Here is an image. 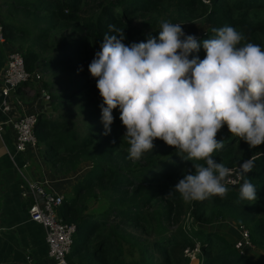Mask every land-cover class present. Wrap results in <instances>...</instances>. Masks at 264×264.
Here are the masks:
<instances>
[{"label":"trees","instance_id":"trees-1","mask_svg":"<svg viewBox=\"0 0 264 264\" xmlns=\"http://www.w3.org/2000/svg\"><path fill=\"white\" fill-rule=\"evenodd\" d=\"M84 7L88 9L82 13ZM200 17L206 27L187 34L198 41L214 38L213 29L227 25L243 34L241 46L251 42L264 49V0H0L3 41L20 50L25 70L62 76L60 90L48 93L52 113L35 114L40 157L59 175L87 166L56 208L62 221L75 224L67 261L191 264L183 250L196 247L197 264H264V144L250 148L225 124L216 136L224 148L213 153L225 167L255 157L254 169L244 178L256 186V201H240V180L227 184L226 198L187 203L174 190L167 194L194 174L193 163L204 161L187 160L181 153L183 158L161 139H155L154 148L140 159H130L118 108L113 110L110 134H103V100L88 65L105 34H112L109 25L123 29L122 42L130 46L150 36L158 39L163 21ZM193 55L202 60L206 51L201 46ZM181 214L189 215L195 225H172ZM223 219L247 229L251 244L260 250L257 256L245 253L248 247L240 252L209 225Z\"/></svg>","mask_w":264,"mask_h":264},{"label":"clouds","instance_id":"clouds-1","mask_svg":"<svg viewBox=\"0 0 264 264\" xmlns=\"http://www.w3.org/2000/svg\"><path fill=\"white\" fill-rule=\"evenodd\" d=\"M109 30L88 65L103 100V134H110L118 108L130 159H140L161 139L180 156L187 154L183 158L204 161L193 163L194 174L181 179L169 196L174 190L187 203L226 198L237 172L240 201H256V186L244 178L254 169L255 157L234 170L217 163L213 153L224 148L216 136L225 124L250 148L264 144V49L251 42L241 46L245 37L227 25L214 28V38L198 41L181 24L163 21L158 39L150 36L130 46L122 42L123 29L109 25ZM201 46L202 60L193 55Z\"/></svg>","mask_w":264,"mask_h":264},{"label":"crops","instance_id":"crops-1","mask_svg":"<svg viewBox=\"0 0 264 264\" xmlns=\"http://www.w3.org/2000/svg\"><path fill=\"white\" fill-rule=\"evenodd\" d=\"M15 45L0 42V76L6 53ZM42 79L40 80V78ZM48 73L30 81H21L9 92L10 112L36 113L50 110L49 100L43 92L51 91L50 83L46 88L42 81L50 82ZM49 91H47V90ZM1 98V97H0ZM4 114L0 110V120ZM21 171L28 179L45 178L56 193L62 195L78 178L54 174L40 157L36 148L24 152L13 149V132L5 124L0 125V264H51L47 256V245L42 226L28 219L26 205L28 198L22 194L18 183Z\"/></svg>","mask_w":264,"mask_h":264},{"label":"built area","instance_id":"built-area-1","mask_svg":"<svg viewBox=\"0 0 264 264\" xmlns=\"http://www.w3.org/2000/svg\"><path fill=\"white\" fill-rule=\"evenodd\" d=\"M2 41V25L0 24V42ZM33 78H39L38 73L27 72L21 52L15 48L10 49L5 55L0 76V110L4 114L0 125L5 124L12 130L13 149L16 152L36 148V137L33 131L36 113L22 112L12 115L9 92L21 81ZM42 95L45 100H48L47 92H43ZM228 168L236 170L238 166H229ZM18 173L21 179L18 186L22 194L28 198L26 205L28 219L42 226L47 245L46 253L51 264H79L75 261H67L65 257L72 244L75 224L62 221L56 214V208L61 202L62 195L50 188L45 178L32 180L28 179L21 171ZM230 179L234 182L228 185H236L240 182L237 172H234ZM233 245L240 252H243L245 247H253L246 228L238 226V238L233 242Z\"/></svg>","mask_w":264,"mask_h":264},{"label":"rangeland","instance_id":"rangeland-1","mask_svg":"<svg viewBox=\"0 0 264 264\" xmlns=\"http://www.w3.org/2000/svg\"><path fill=\"white\" fill-rule=\"evenodd\" d=\"M83 7V6H82ZM88 7H84L82 9V13H84L85 11H87ZM170 23H179L181 24V27L183 28L185 34H190V33H198L200 31H202L205 27H206V23L205 21L202 19V17L200 18H193L190 20H186V21H180V20H172V21H168ZM16 50H19L17 47H13ZM20 51V50H19ZM36 73H38L39 77L41 75H43V73L41 71H35ZM49 76V80L50 81V88L49 86H46V88L51 89V91L56 92L60 90V81H61V74H56V75H51L48 74ZM42 79V77L40 78V80ZM47 90V89H46ZM49 91V90H47ZM50 94V91L47 92ZM49 100V98H48ZM48 112L52 113V109L50 108V110H48ZM86 165L82 164L80 165V167L78 168V175H81L85 170H86ZM76 174V172H74L71 175L68 176H74ZM77 175H75L73 178H70V180L75 179ZM176 224H181L184 225V227H190V226H194L195 222L191 219V217L187 214H181L178 218V220L176 222H173L172 225H176ZM211 227H213L216 231L221 232L224 236H226L227 238H229L230 240H232L233 242L238 238V226L237 224H234L231 220H218V221H214L212 223L209 224ZM184 253L187 254L189 256V258H192V262L191 264H197V260H196V254L199 252L198 249L195 248H185ZM260 250L256 249L255 247L250 248V249H245V253L247 254H252V255H258ZM261 253H263L261 251Z\"/></svg>","mask_w":264,"mask_h":264}]
</instances>
